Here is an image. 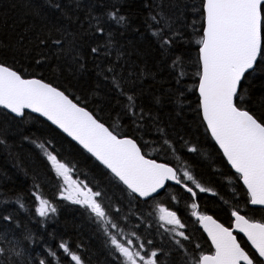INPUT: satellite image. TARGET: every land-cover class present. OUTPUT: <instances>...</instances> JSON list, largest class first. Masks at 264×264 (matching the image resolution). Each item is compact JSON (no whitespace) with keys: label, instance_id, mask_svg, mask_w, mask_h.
Wrapping results in <instances>:
<instances>
[{"label":"trees","instance_id":"16d2710c","mask_svg":"<svg viewBox=\"0 0 264 264\" xmlns=\"http://www.w3.org/2000/svg\"><path fill=\"white\" fill-rule=\"evenodd\" d=\"M202 8L203 0H0V65L63 92L118 137L135 141L145 157L175 168L197 193L192 197L167 185L156 198L141 202L41 119L26 113L17 119L0 110V264H39L40 255L44 264H74L61 243L82 264H126L111 243L113 235L145 258L159 249V264H188L192 243H183L190 253L185 256L166 243L182 237L176 230L181 227L167 223V212H174L184 235L201 246L193 211L226 224L238 210L264 223V211L248 207L238 177L199 116L196 50ZM113 13L124 20H113ZM262 21L264 49V13ZM239 96V106L264 121V55L243 78ZM41 144L72 169L71 181L101 193L98 202L107 220L61 199L69 186ZM185 171L208 191L186 180ZM33 193L56 211L41 217Z\"/></svg>","mask_w":264,"mask_h":264},{"label":"snow or ice","instance_id":"6c2138e0","mask_svg":"<svg viewBox=\"0 0 264 264\" xmlns=\"http://www.w3.org/2000/svg\"><path fill=\"white\" fill-rule=\"evenodd\" d=\"M203 8L206 27L199 40L202 64L199 93L203 118L228 162L242 178L250 204L264 207V121L239 106L241 81L246 73L254 69L257 58L264 55L261 45L264 0H204ZM112 19L119 23L124 17H117L113 13ZM0 106L17 116H22L24 109H30L47 117L140 197L151 196L163 188L168 180L182 185L192 197L197 195L192 187L183 183L173 168L146 159L132 139L118 138L63 92L40 80L23 79L16 71L3 65H0ZM39 147L44 149L57 176L63 177L64 183L69 185L65 190L68 194L61 193L62 198L87 206L100 220H107L105 210L96 199L101 193L73 187L76 182L71 181L69 176L72 169L60 162L43 144ZM189 151L196 149L190 148ZM183 175L200 192L208 191L188 171ZM84 187L87 188L86 185ZM33 195L39 202L36 212L41 217H45L49 211H56L39 193ZM192 208L196 209L197 205L193 203ZM192 214L197 215L195 211ZM231 214L235 217L236 229L247 237L255 252L250 254L245 251L232 231L211 216L199 215L198 220L203 223L215 246V254L202 255L196 264H264V223L246 218L238 210ZM166 216L170 217L168 224L184 227L174 212H167ZM107 222L113 228L117 227L110 220ZM177 234L188 239L183 232ZM111 243L125 258L126 264H137V258L143 264H157L156 259H146L140 251H130L118 242L115 235L111 236ZM60 248L74 264H82L81 258L66 243H61ZM2 252L0 249V254ZM51 255L55 257V253ZM150 256L157 257V252L152 251ZM40 264H44V261Z\"/></svg>","mask_w":264,"mask_h":264},{"label":"water","instance_id":"95a60500","mask_svg":"<svg viewBox=\"0 0 264 264\" xmlns=\"http://www.w3.org/2000/svg\"><path fill=\"white\" fill-rule=\"evenodd\" d=\"M203 15L205 17V12H204V8H203ZM206 27V23H205V19L203 21V25H202V29H201V32H202V35H203V30L204 28ZM261 45L263 46V27L261 25ZM199 54H197V58L199 59V63H200V71L202 70V64H201V61H200V52H198ZM260 59V57L257 58V61ZM255 68V67H254ZM254 69L250 70L248 73L245 74V77L247 75H249ZM25 79V78H23ZM28 79V78H26ZM243 80V79H242ZM200 81V80H199ZM242 82V81H241ZM240 88V87H239ZM197 97H198V104H199V116L204 124V127L211 139V142L214 144L215 148L217 149V151L221 154L223 160L225 161L227 167L232 171L233 174L239 176V183L240 185L243 187L244 191L248 194L247 192V188L246 186L243 184V181H242V178L240 177V175L238 173H236L235 169L232 167V165L228 162L227 158L225 157L224 153H223V150L220 148L219 144L216 142L215 138L212 136L211 134V131L210 129L208 128L207 126V122L204 120L203 118V110H202V107H201V97H200V94H199V84H198V88H197ZM0 110L1 111H4L5 113L9 114L10 116L12 117H15V118H22V116H17L15 113H12L11 111H9L8 109H5L3 108L2 106H0ZM24 113H27V114H31V115H34L38 118H40L41 120H43L44 122H46L48 125H50L51 127H53L56 131H58L61 135H63L65 138H67L69 141H71L73 144H75L78 148H80L84 153H86L89 157H91L99 166H101L106 172H108L112 177H114L127 191H129L133 196H135L138 200H140L141 202H146V201H149L155 197H157L159 194H161L163 192V190L166 188L167 185H170V186H178V187H181L183 188L184 190H186L182 185L180 184H177L175 181L173 180H168V181H165V186L161 189H158L157 192L153 193L151 196H148V197H140L138 194L136 193H133L131 192L130 189H128V187L122 182L120 181L112 172L110 169H108L104 164H102L99 160H97V158L95 156H93L90 152L87 151V149H85L83 147V145H81L78 141L74 140L71 136H69L67 133H65L62 129H60L57 125L53 124L50 120L47 119V117H44L42 115H40L39 113H35V112H32L30 109H24L23 110ZM88 112V111H87ZM91 114V113H90ZM107 128V127H106ZM122 139H129V138H122ZM135 142V141H134ZM138 146V145H137ZM142 153V152H141ZM146 158V157H145ZM146 159H149V158H146ZM152 160V159H151ZM155 161V160H154ZM157 162V161H156ZM157 163H161V164H165L163 162H157ZM167 165V164H165ZM169 166V165H167ZM171 167V166H169ZM172 168V167H171ZM249 196V195H248ZM249 201H250V196H249ZM249 207L251 208H258V209H262L264 211V207H261V206H258V205H252L250 204L249 202ZM198 215L194 216V219L195 221H197L198 223V227L199 229L202 231V233L204 234V236L206 237L205 233L207 234V240L208 242L210 243L212 249L214 250V254H215V246L212 244V240L211 238L209 237L207 231H205V228H204V225L203 223L198 220L197 218ZM213 220H215L217 223L221 224L219 221H217L216 219L212 218ZM223 225L224 227L230 229L232 231V234L234 236H236L237 238V242L240 240V239H243L248 247L251 249V251L255 252V249L252 248V245H251V242L247 240V237L243 234V233H240L237 229H236V223H235V217L231 216V225L230 226H226L224 224H221ZM239 243V242H238ZM163 248V247H162Z\"/></svg>","mask_w":264,"mask_h":264},{"label":"flooded vegetation","instance_id":"af4514ba","mask_svg":"<svg viewBox=\"0 0 264 264\" xmlns=\"http://www.w3.org/2000/svg\"><path fill=\"white\" fill-rule=\"evenodd\" d=\"M73 186L78 187L76 184H74ZM223 224L226 226H230L231 225V219L229 220V222H226V224L225 223H223ZM199 232L202 235V240L200 242L204 243V246H201L197 241H192V239L188 240V243L189 242L192 243L191 246L195 249L194 254H190L186 247H184V251L179 250L177 247H176L177 249L175 248L176 252L179 254H182L185 256L188 253V254L192 255V260L190 262H188V264H193L194 261H198L199 258H198V260H195V258L200 254H206V255L213 254L212 247H211L210 243L208 242L207 238L204 236V234L202 233V231L200 229H199Z\"/></svg>","mask_w":264,"mask_h":264},{"label":"rangeland","instance_id":"374dc122","mask_svg":"<svg viewBox=\"0 0 264 264\" xmlns=\"http://www.w3.org/2000/svg\"><path fill=\"white\" fill-rule=\"evenodd\" d=\"M233 180H234V179H233ZM84 186H85L84 184L81 185V184L79 183V187H80L81 189H83V190H85V189H89L88 187L85 188ZM92 191H93V190H92ZM93 192H95V191H93ZM96 199H97V201H99V200H101V199H103V198H102L101 196H99V197H97ZM177 232L180 233V232H182V231L177 229ZM32 252H33V250L30 249L29 252H28V254L30 255ZM36 254H38V253H36ZM36 254H34L33 257H35ZM33 257H32V258H33ZM41 261H43V257H41V255H40L39 258H38V262H39V264H40ZM169 261H172V260H169ZM175 262H176V261H175ZM173 264H179V263L176 262V263H173Z\"/></svg>","mask_w":264,"mask_h":264},{"label":"bare ground","instance_id":"6f19581e","mask_svg":"<svg viewBox=\"0 0 264 264\" xmlns=\"http://www.w3.org/2000/svg\"><path fill=\"white\" fill-rule=\"evenodd\" d=\"M200 94V93H199ZM205 235H206V238H207V234L205 233Z\"/></svg>","mask_w":264,"mask_h":264}]
</instances>
